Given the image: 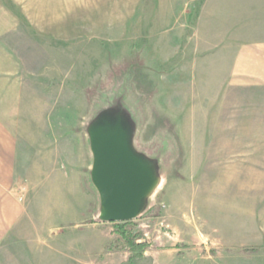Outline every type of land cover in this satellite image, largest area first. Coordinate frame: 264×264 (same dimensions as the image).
I'll list each match as a JSON object with an SVG mask.
<instances>
[{
    "label": "rangeland",
    "instance_id": "obj_1",
    "mask_svg": "<svg viewBox=\"0 0 264 264\" xmlns=\"http://www.w3.org/2000/svg\"><path fill=\"white\" fill-rule=\"evenodd\" d=\"M263 2L0 0V264H264V176L196 174L180 148L210 141L200 48ZM117 126L156 180L126 238L93 176Z\"/></svg>",
    "mask_w": 264,
    "mask_h": 264
},
{
    "label": "crops",
    "instance_id": "obj_2",
    "mask_svg": "<svg viewBox=\"0 0 264 264\" xmlns=\"http://www.w3.org/2000/svg\"><path fill=\"white\" fill-rule=\"evenodd\" d=\"M261 5L254 10L257 12L254 19L248 16L244 20L249 15V6L243 10L242 28L234 35L230 27V42L218 46L211 40L209 46L201 47L198 52L203 54L209 49L206 56L195 61L194 74L205 85L204 95L214 105L193 113L194 118L205 119L203 127H208L205 133L210 135V141L200 138L190 146L181 141L184 165H194L196 174L203 173L204 161L208 160L211 174L217 173V165H226L232 173L230 168L235 167L234 175H249L252 170L258 180L260 175L264 176L261 168L264 167V8ZM251 22L257 26L255 31H251ZM165 116L175 118L172 111ZM0 145V155L7 157L3 152L9 146Z\"/></svg>",
    "mask_w": 264,
    "mask_h": 264
},
{
    "label": "water",
    "instance_id": "obj_3",
    "mask_svg": "<svg viewBox=\"0 0 264 264\" xmlns=\"http://www.w3.org/2000/svg\"><path fill=\"white\" fill-rule=\"evenodd\" d=\"M92 150L96 161L94 181L110 223L134 221L144 199L156 185L147 162L132 151L120 127L93 134Z\"/></svg>",
    "mask_w": 264,
    "mask_h": 264
},
{
    "label": "trees",
    "instance_id": "obj_4",
    "mask_svg": "<svg viewBox=\"0 0 264 264\" xmlns=\"http://www.w3.org/2000/svg\"><path fill=\"white\" fill-rule=\"evenodd\" d=\"M116 232L120 235H123L125 238L131 234L132 229L134 228L135 224L133 221L125 222V223H114ZM136 244V243H135ZM145 251V245L136 244L132 248V252L134 253L132 258L139 257L142 255V252Z\"/></svg>",
    "mask_w": 264,
    "mask_h": 264
},
{
    "label": "bare ground",
    "instance_id": "obj_5",
    "mask_svg": "<svg viewBox=\"0 0 264 264\" xmlns=\"http://www.w3.org/2000/svg\"><path fill=\"white\" fill-rule=\"evenodd\" d=\"M154 188H155V185L152 187V189L150 190V192H151ZM150 192H149V193H150ZM148 195H149V194H148Z\"/></svg>",
    "mask_w": 264,
    "mask_h": 264
}]
</instances>
